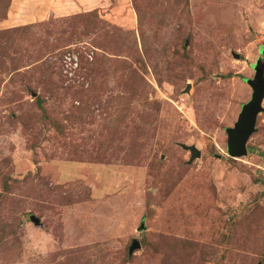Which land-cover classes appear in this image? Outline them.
Segmentation results:
<instances>
[{
    "label": "rangeland",
    "instance_id": "374dc122",
    "mask_svg": "<svg viewBox=\"0 0 264 264\" xmlns=\"http://www.w3.org/2000/svg\"><path fill=\"white\" fill-rule=\"evenodd\" d=\"M262 61L264 0H0V264H264Z\"/></svg>",
    "mask_w": 264,
    "mask_h": 264
},
{
    "label": "water",
    "instance_id": "95a60500",
    "mask_svg": "<svg viewBox=\"0 0 264 264\" xmlns=\"http://www.w3.org/2000/svg\"><path fill=\"white\" fill-rule=\"evenodd\" d=\"M264 61L257 63L253 67V78L247 81L251 90L250 100L241 107V111L231 128L225 130L226 133V153L231 158H239L246 154L245 143L254 131L257 114L262 110L261 101L264 96ZM190 155V160L199 157V152L194 146H182ZM37 224V220H32ZM138 248V244L133 242L129 250Z\"/></svg>",
    "mask_w": 264,
    "mask_h": 264
},
{
    "label": "built area",
    "instance_id": "2783aa9c",
    "mask_svg": "<svg viewBox=\"0 0 264 264\" xmlns=\"http://www.w3.org/2000/svg\"><path fill=\"white\" fill-rule=\"evenodd\" d=\"M61 62L66 69L65 73L68 75V77H70L72 72L77 68V58L73 55L66 54L63 56V60H61Z\"/></svg>",
    "mask_w": 264,
    "mask_h": 264
},
{
    "label": "crops",
    "instance_id": "0c3cea01",
    "mask_svg": "<svg viewBox=\"0 0 264 264\" xmlns=\"http://www.w3.org/2000/svg\"><path fill=\"white\" fill-rule=\"evenodd\" d=\"M83 5H84V7H86V6H89L90 4L89 3H83Z\"/></svg>",
    "mask_w": 264,
    "mask_h": 264
}]
</instances>
